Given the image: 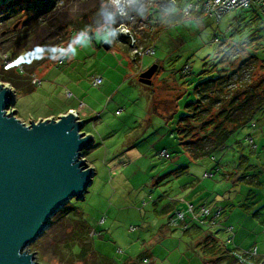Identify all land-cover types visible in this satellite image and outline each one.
<instances>
[{
  "label": "rangeland",
  "instance_id": "obj_1",
  "mask_svg": "<svg viewBox=\"0 0 264 264\" xmlns=\"http://www.w3.org/2000/svg\"><path fill=\"white\" fill-rule=\"evenodd\" d=\"M174 1L0 3V81L13 89L11 109H16L17 116L27 123L31 117L38 121L75 110L85 120L82 131L94 138L82 150V156L96 170L84 198L72 196L25 247L34 251L37 261L245 264L235 257L232 263L225 257L219 261L218 255H213L214 261L206 260L200 245L204 237L191 235L193 225L213 233L217 245L224 249L244 251L257 246L259 255H264V166L260 184L236 180L234 177L241 175L236 157H228L229 163L223 159L221 164L233 169L217 166L231 147L217 159L212 155L194 158L177 132L187 103L198 97L196 88L202 80L220 69L234 67L231 71H235L240 66H246L244 81H251L257 74L259 68L248 56L264 60V17L241 20V16L253 12L241 8L227 11L220 20L196 14L194 17L199 18L192 28L184 22L163 31L152 27L149 8ZM81 20L93 27L88 31L76 29L72 23L80 24ZM214 33L226 41L213 38ZM144 42L154 43L155 52L140 54L138 51L148 46ZM60 45L62 52L58 50ZM48 54H53V61L34 67L32 55ZM136 54L142 55L138 62L131 57ZM6 55L15 64L28 55L24 75L16 82L5 78L15 76L13 66L5 62ZM62 55L64 60L60 61ZM187 62L192 71L184 75L181 69ZM154 63H158V69L152 84L141 82L142 70ZM32 65L30 74L39 76L41 84L31 83L27 69L31 71ZM231 76L239 79L238 73ZM95 77H102L103 82L95 85ZM249 132L256 140L258 155L264 149V132L245 126L232 140L247 141ZM163 149L170 156L161 155ZM255 153L251 154L252 162L256 161ZM252 162L248 159L240 169L252 167ZM206 171L213 175L205 176ZM196 190L200 192L198 198L194 196ZM196 198L214 207L213 213L222 211L218 222L202 224L188 218V230L169 226V216L179 207L186 209L187 201ZM175 203L169 212L164 211ZM229 225L234 226L233 232L227 229Z\"/></svg>",
  "mask_w": 264,
  "mask_h": 264
},
{
  "label": "water",
  "instance_id": "obj_2",
  "mask_svg": "<svg viewBox=\"0 0 264 264\" xmlns=\"http://www.w3.org/2000/svg\"><path fill=\"white\" fill-rule=\"evenodd\" d=\"M157 69L154 63L139 80L152 84ZM13 97L0 81V264H43L25 247L72 196L84 198L96 170L82 150L94 138L73 111L23 121L11 109Z\"/></svg>",
  "mask_w": 264,
  "mask_h": 264
},
{
  "label": "trees",
  "instance_id": "obj_3",
  "mask_svg": "<svg viewBox=\"0 0 264 264\" xmlns=\"http://www.w3.org/2000/svg\"><path fill=\"white\" fill-rule=\"evenodd\" d=\"M3 1L4 0H0V3ZM29 1L46 3L49 0ZM174 2L175 3L168 2V6L164 7L160 4L158 7L151 6L149 8L151 11H149L148 18L153 22L152 27L156 26L158 30L163 31L169 28L170 25L184 22L192 28L197 22L195 19L199 18L194 17V15L201 14L200 17H203L202 14L204 13L200 10L189 13V15L185 14L184 9L188 0H176ZM246 9L252 10L253 12L241 16V20H249L251 22L256 20L259 16L264 17V15L254 7ZM153 14L155 15L154 19L151 17ZM190 16L192 19L189 18ZM206 17L211 19L209 15ZM81 22L80 24L75 22L72 24L76 25V29L85 31L93 27L91 24L83 22V20H81ZM16 28L15 26V29ZM213 38L226 41L224 37H220L219 33H214ZM144 43L148 45L147 42ZM151 45H154V43ZM148 46H150V43ZM148 46L145 47L147 48ZM26 57H28V55L23 56L22 61H20L24 66L27 63ZM32 57L33 62H36L34 67L43 61H49V59H52V61L54 60L53 54L32 55ZM131 57L136 62L142 58L140 54L131 55ZM248 57V59L255 63L254 66L256 69L257 67L259 68V71L255 76L253 75L251 81H244L243 79L246 66H243V68L240 66L236 68L235 71H231L232 69L234 70V67H232V69H220L219 73L211 74L198 84L196 88L198 95L197 99L187 103L186 113L180 118L177 132L180 142L185 146V149H187L192 157L199 158L205 155H212V157H216L217 159L220 153L225 155L226 153H223V151L231 147L232 138L238 130L245 126H250L254 120L264 119V60L258 59L256 55H250ZM20 62H17V64L13 65V68H11L13 69L11 72L15 75L14 78L7 76L5 77L7 80L16 82V80H20L18 76L24 75L22 74L24 72H21L18 68ZM186 64H188V62ZM34 67L32 65L31 71L27 69L29 76H31L30 73L33 72ZM181 70L183 72V68ZM232 72L238 73L239 79L237 77V79L234 80L231 76ZM184 75H186V73H184ZM234 147L239 150V153L236 151L237 167V162L240 164V162L244 161L246 159V154L242 151L244 149L242 144L238 143L237 146L235 144ZM224 157L225 156L218 160V167H220L221 162L225 159ZM238 171L240 173V170ZM175 205L176 203L166 206L164 211L169 212ZM84 225L83 223L81 224L83 229ZM194 228L191 235L195 237L201 235L204 237V242H201L200 245L203 250H205L204 255L206 260L214 261L213 255H218L217 258H219V261L225 257L230 263L233 262V257H235L233 253L234 247L232 249H224V247L217 245L218 241L213 236V233H205L204 228L200 225ZM90 231L89 229V233ZM186 232L189 231H185V233ZM83 252L85 253V251Z\"/></svg>",
  "mask_w": 264,
  "mask_h": 264
},
{
  "label": "built area",
  "instance_id": "obj_4",
  "mask_svg": "<svg viewBox=\"0 0 264 264\" xmlns=\"http://www.w3.org/2000/svg\"><path fill=\"white\" fill-rule=\"evenodd\" d=\"M251 7L258 9L264 15V0H188L184 10H186L187 13H190L194 10L195 11L200 10L204 14L209 16L211 15L217 20H220L222 15L229 10L241 9V8L246 9ZM58 50L62 52L63 46L60 45L58 47ZM138 52L140 54L143 53L152 54L155 52V46L150 45L146 49H144V51L139 50ZM63 60H64V55H62L60 61ZM5 62L8 63V67H12L13 65H15V62L12 59L8 58V55L5 56ZM24 67L25 66L22 63L18 64V68L21 72L25 71ZM183 72L184 73L191 72L189 63L183 67ZM30 77H31V82L33 84L42 83V79L36 74H31ZM93 82L95 85H100L103 82V79L102 77H95L93 79ZM71 111H73L79 117V119L83 120L78 112H76L75 110H71ZM251 126L254 130H260L261 132H264V120H254L252 121ZM246 139L252 148H257L256 140L251 133L246 136ZM160 154L167 157L170 156V153L166 149L161 150ZM210 175H213L212 171L205 172V176H210ZM213 208L208 207L207 204H201L197 206L195 203L191 201H187V208L176 209V211L172 213L171 216H169L168 224L171 227L187 230L189 228V223L187 222L188 218H191L192 220L195 221H199L202 224L216 223L218 222V218L221 215L222 211L218 210L215 213H213ZM227 229L229 230V232H233L234 226L229 225L227 226ZM233 253L236 259L241 263L259 264L258 261L255 260V257L258 256L259 254L257 246H255L251 250H244V251H240L237 248H233ZM261 257L262 259H264V255Z\"/></svg>",
  "mask_w": 264,
  "mask_h": 264
},
{
  "label": "crops",
  "instance_id": "obj_5",
  "mask_svg": "<svg viewBox=\"0 0 264 264\" xmlns=\"http://www.w3.org/2000/svg\"><path fill=\"white\" fill-rule=\"evenodd\" d=\"M65 113H67V112H65ZM65 113H61V114H65ZM56 117H58V116H56ZM250 127L252 128L251 125H250ZM252 130L257 132V130H254L253 128H252ZM248 134H250V132ZM251 134H252V132H251ZM238 143H240V144L243 143L244 149L242 151H244V153L246 154V159L244 161L240 162L239 166H237L238 167L237 171L240 170L239 174H241V175L238 178L236 176L234 178H236V180L240 179L244 183H248L249 182V183H253V184H260L261 183V181H260V171H261V168L264 166V161H263L264 160V149L262 150V153L256 155V153H255L256 152V148H252L250 146V144L248 143V141H244V139L236 138V139L231 141V145L230 146H231L232 150H231V152H229L228 156L224 157L225 158V162L229 163V158L228 157H230V156L236 157L237 149L234 146H235V144L237 146ZM252 153H255L254 154V158H255L256 161H254V162H252V156H251ZM247 159H250V161L252 162L251 165H250L252 167H249L247 169V166H244V168H246V170L245 169L244 170L240 169L245 163L247 164V161H248ZM221 164H222V162H221ZM221 167H222V165H221ZM223 167L226 168V166H224V165H223ZM228 168L229 169H233V167H228ZM228 168H226V170H228ZM252 171H253V173H252ZM226 172H227L226 176H229L228 171H226ZM198 191L199 190H196V193L194 195L195 197L197 196V198H198V195L200 194V192H198ZM197 198H196V200H193V203H195L196 205H199V204H201V202L198 201ZM179 208H181V207H179ZM193 226L196 227V225H193ZM261 256H263V255H259L258 254V256L255 257V260L258 261V263H261L262 261H264V259H262Z\"/></svg>",
  "mask_w": 264,
  "mask_h": 264
},
{
  "label": "flooded vegetation",
  "instance_id": "obj_6",
  "mask_svg": "<svg viewBox=\"0 0 264 264\" xmlns=\"http://www.w3.org/2000/svg\"><path fill=\"white\" fill-rule=\"evenodd\" d=\"M143 70H145V69H143ZM143 70H142V71H143Z\"/></svg>",
  "mask_w": 264,
  "mask_h": 264
},
{
  "label": "bare ground",
  "instance_id": "obj_7",
  "mask_svg": "<svg viewBox=\"0 0 264 264\" xmlns=\"http://www.w3.org/2000/svg\"><path fill=\"white\" fill-rule=\"evenodd\" d=\"M63 115V114H62Z\"/></svg>",
  "mask_w": 264,
  "mask_h": 264
}]
</instances>
